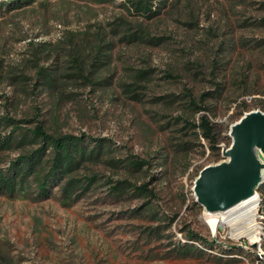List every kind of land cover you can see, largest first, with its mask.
<instances>
[{
  "label": "rangeland",
  "instance_id": "rangeland-1",
  "mask_svg": "<svg viewBox=\"0 0 264 264\" xmlns=\"http://www.w3.org/2000/svg\"><path fill=\"white\" fill-rule=\"evenodd\" d=\"M128 4L50 0L0 9V118H35L101 141L106 153L73 175L84 184L95 179L71 198L60 187L48 198L34 187L0 194V264H264V215L258 214L255 245L235 239L228 226L212 232L192 191L197 172L219 162L221 146L230 144L238 106L244 102L245 112L260 106L262 97L240 85L248 66L250 75L264 76V48L255 47L264 40V0L154 2L158 15L151 19ZM134 33L140 39L129 41ZM107 42L110 57H96L97 45ZM45 70L55 77L54 91L38 73ZM216 86H224L220 95ZM207 93L215 95L203 105L216 116L206 114L222 125L219 154L188 127L205 113L194 114L191 100L199 104ZM19 152L1 150L0 169ZM129 160L147 165L131 170ZM117 181L126 188L114 193ZM142 185L155 196L136 195L134 186ZM258 192L262 207L264 190ZM184 229L207 244L192 241L202 256H179Z\"/></svg>",
  "mask_w": 264,
  "mask_h": 264
},
{
  "label": "trees",
  "instance_id": "trees-1",
  "mask_svg": "<svg viewBox=\"0 0 264 264\" xmlns=\"http://www.w3.org/2000/svg\"><path fill=\"white\" fill-rule=\"evenodd\" d=\"M50 0H0V9L6 11H17L27 7H31L36 3L48 2ZM166 0H128L129 6L137 15H141L147 19H151L158 15V10L153 3L157 2L164 5ZM158 8V7H157ZM264 24V22H261ZM128 40H138L140 36L136 33L128 35ZM112 43L107 42L98 44L94 51L96 57H103L107 59L110 57L106 52L112 50ZM236 44L230 45V50H233ZM258 49L264 48V40L258 41L256 46ZM93 51V49H92ZM264 51V50H263ZM74 64L78 65L80 69V63L78 56L74 57ZM248 66V74L241 79L240 88L245 94L258 95L262 97L259 100V110L264 112V76L255 73L253 76L251 68ZM249 71H251L249 73ZM45 81L43 84L46 89L54 91L57 87L55 77L48 73L46 70L38 72ZM250 76L252 77L251 80ZM250 82V84H248ZM216 90L213 92L219 94L223 91L224 86H216ZM215 94L207 93L199 97L196 104L191 100L193 113H202L197 121L193 120L188 123V127L193 130V135L199 141V137L202 140H206L209 144L211 152L220 151L219 130L222 125H218L210 120L208 114L212 113V117L216 114L210 112L209 107L204 106L206 96H212ZM240 107L241 112L239 118L245 113L243 110L246 108L243 102ZM33 126H27V124ZM25 124L26 126H22ZM231 124V123H230ZM229 124V125H230ZM10 128L5 136H0V151L1 150H20L19 154L9 162L8 167L0 169V194H6L12 196L22 191H28L32 187L38 194L39 198H48L50 189L53 187H60L62 194L67 197H73V193L76 189L84 190L87 185H91L95 178H85V183L75 179L73 175L87 162H98L102 156H106V153L102 151L103 144L101 141H96L92 144L89 140H86L83 136H74L69 134H63L56 129H49L44 121L33 120H16L9 116H2L0 118V130ZM110 163H117L115 160H109ZM147 165L146 161L129 160L127 162V168L131 170H140L143 166ZM201 170V169H200ZM199 170V171H200ZM198 171V172H199ZM197 172V174H198ZM126 188V182H116L111 188L114 193L122 192ZM264 190V184L259 188ZM134 191L138 196L154 197V193L151 190H147L145 185L134 186ZM77 197V196H76ZM196 206H198L195 203ZM200 208V206H198ZM181 234L185 236V243L179 244V256L187 257L189 254H198L202 256L204 250L196 248L192 241H199L204 246H207L204 241L200 240L197 234L192 231L187 233L184 230H180ZM224 253L225 250H221ZM220 251V252H221ZM227 254V253H226Z\"/></svg>",
  "mask_w": 264,
  "mask_h": 264
},
{
  "label": "water",
  "instance_id": "water-1",
  "mask_svg": "<svg viewBox=\"0 0 264 264\" xmlns=\"http://www.w3.org/2000/svg\"><path fill=\"white\" fill-rule=\"evenodd\" d=\"M231 142L221 160L202 168L194 179L195 203L206 214H227L257 198L264 184V112H245L228 128Z\"/></svg>",
  "mask_w": 264,
  "mask_h": 264
},
{
  "label": "bare ground",
  "instance_id": "bare-ground-1",
  "mask_svg": "<svg viewBox=\"0 0 264 264\" xmlns=\"http://www.w3.org/2000/svg\"><path fill=\"white\" fill-rule=\"evenodd\" d=\"M259 195L257 198L247 201L239 208L227 214H204L208 227L212 232L218 226H228L231 229V235L235 239L247 238L252 244H256L259 236L257 219L258 214H264V201L262 210H257L259 205Z\"/></svg>",
  "mask_w": 264,
  "mask_h": 264
},
{
  "label": "built area",
  "instance_id": "built-area-1",
  "mask_svg": "<svg viewBox=\"0 0 264 264\" xmlns=\"http://www.w3.org/2000/svg\"><path fill=\"white\" fill-rule=\"evenodd\" d=\"M257 210H262V212H263V207H258L257 206ZM264 215V214H263ZM260 235V234H259ZM260 240V238H259V236H258V241ZM258 241H257V243L256 244H258ZM253 245H255V244H253Z\"/></svg>",
  "mask_w": 264,
  "mask_h": 264
}]
</instances>
